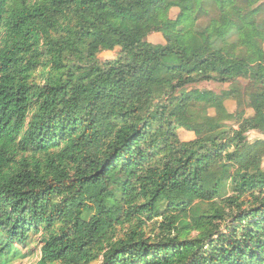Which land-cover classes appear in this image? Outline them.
I'll return each instance as SVG.
<instances>
[{
  "label": "trees",
  "instance_id": "trees-1",
  "mask_svg": "<svg viewBox=\"0 0 264 264\" xmlns=\"http://www.w3.org/2000/svg\"><path fill=\"white\" fill-rule=\"evenodd\" d=\"M262 2L0 0V264H264ZM239 79L251 116L186 91ZM201 104L237 129L181 141Z\"/></svg>",
  "mask_w": 264,
  "mask_h": 264
},
{
  "label": "rangeland",
  "instance_id": "rangeland-1",
  "mask_svg": "<svg viewBox=\"0 0 264 264\" xmlns=\"http://www.w3.org/2000/svg\"><path fill=\"white\" fill-rule=\"evenodd\" d=\"M264 5V0H263ZM179 13L178 9H173L171 11V18L175 19ZM215 13H210L208 16H202L199 20V24L204 26L208 21L214 16ZM262 17V18H261ZM259 19L264 20V15ZM235 40V37L230 39L231 42ZM146 42L158 45L164 44L165 41L163 36L159 33H153L148 36L145 40ZM120 49H116L112 52H102L98 55L101 61L112 60L117 57ZM251 84L247 80L239 79L228 84H220L217 82H201L197 84L190 85L186 88L187 92L198 90L200 92L210 91L217 96L224 95L225 93H232L230 99L224 101V108L229 114H236L239 112H244L245 116H251L253 112L248 109V98L247 94ZM192 118L187 121L184 128L178 130V136L181 141L188 142L196 139L195 130L196 129H218L229 131L231 129H237V124L235 120L226 118L224 115H219L215 109L208 108L206 105H196L192 108ZM244 148L247 150H254L259 147L264 146V133L259 131L249 132L243 142ZM264 152V148H263ZM217 172L209 178L208 185L212 188L217 180L225 177L228 168L226 165L216 162ZM262 169L264 170V153L262 160ZM227 194H230L229 182H226ZM126 230V229H123ZM122 229L119 228V235H122ZM150 233V231H148ZM197 233L193 232L192 237L196 236ZM41 244L38 237H33L31 243L28 246H18L17 252L10 257L8 264H37L41 259ZM92 264H100V261L94 262Z\"/></svg>",
  "mask_w": 264,
  "mask_h": 264
}]
</instances>
